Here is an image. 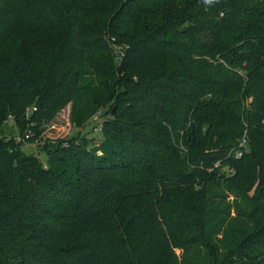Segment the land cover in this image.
Returning <instances> with one entry per match:
<instances>
[{"label":"trees","instance_id":"16d2710c","mask_svg":"<svg viewBox=\"0 0 264 264\" xmlns=\"http://www.w3.org/2000/svg\"><path fill=\"white\" fill-rule=\"evenodd\" d=\"M0 264H264V0H0Z\"/></svg>","mask_w":264,"mask_h":264},{"label":"rangeland","instance_id":"374dc122","mask_svg":"<svg viewBox=\"0 0 264 264\" xmlns=\"http://www.w3.org/2000/svg\"><path fill=\"white\" fill-rule=\"evenodd\" d=\"M69 107L70 105L67 104L64 108L58 111L50 121L45 123L44 129L37 141L33 143H23L21 145L23 152L27 154H34L40 159L45 160V153L39 148L41 145H43V143L62 140L78 129H81L83 135L94 137L93 142H98L99 138L102 136L101 132L99 131V125H96V123L100 122L98 114L94 115L92 119L84 125L77 127L72 124L69 119ZM15 138L17 140H22L21 136H16ZM228 199L232 201L233 195L230 194ZM231 211L233 212V209H231ZM178 251L179 250H177V252Z\"/></svg>","mask_w":264,"mask_h":264},{"label":"built area","instance_id":"2783aa9c","mask_svg":"<svg viewBox=\"0 0 264 264\" xmlns=\"http://www.w3.org/2000/svg\"><path fill=\"white\" fill-rule=\"evenodd\" d=\"M29 136H30V131L28 130L21 137H22V139H25ZM246 149H247V141H246L245 135L243 134V136L238 140L237 146L233 152V156L234 157H240ZM214 165L217 166L218 162H215Z\"/></svg>","mask_w":264,"mask_h":264}]
</instances>
